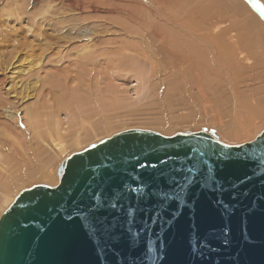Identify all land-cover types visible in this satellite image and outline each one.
<instances>
[{
    "label": "water",
    "instance_id": "water-1",
    "mask_svg": "<svg viewBox=\"0 0 264 264\" xmlns=\"http://www.w3.org/2000/svg\"><path fill=\"white\" fill-rule=\"evenodd\" d=\"M0 264H264V129L131 128L71 154L0 216Z\"/></svg>",
    "mask_w": 264,
    "mask_h": 264
},
{
    "label": "rangeland",
    "instance_id": "rangeland-1",
    "mask_svg": "<svg viewBox=\"0 0 264 264\" xmlns=\"http://www.w3.org/2000/svg\"><path fill=\"white\" fill-rule=\"evenodd\" d=\"M153 1L155 2V7ZM241 1L242 3L240 4ZM246 1H249V4ZM91 2L84 0L82 10L77 11L70 8L67 3L60 2V0H0V67L2 66L0 81L3 78L7 81V85L3 86L2 94H6L5 89L9 88L12 81L17 82L19 80V82L15 83L14 94H11V100L14 101L13 108L15 109H8L15 116L19 112L16 120L13 116L6 117L3 112L7 111L4 109L7 107L0 106V155H4L3 158L1 156L0 158L3 160H6L4 158L8 154L5 148L11 146L12 143L21 146L22 141L27 138L24 134L26 133L28 138L32 135V129L27 126H29L30 121H33V118H31L33 115L30 116L29 109L25 112L23 108L36 105L39 100V95L38 97L34 96L36 75L41 76L43 82L50 80L49 78L54 79V76H58V73L70 76L69 73L74 68L73 61H77L78 64L81 60V54L84 53V50L81 49L85 47L87 41L81 35L85 34V30H97L104 26V20H111L114 23L112 29L114 27L121 29L116 30L114 28L112 30L110 28L111 31H108V35L105 27L100 28L105 33L101 41L97 42L93 48L103 46V39L111 40L112 38H115L117 41L121 39V41L130 42L129 46H131L130 48L127 46V49L124 51L125 53L119 54L120 58H118L119 55H112V57L107 55L108 58L107 56H103L101 59L96 60L91 65L95 67L97 64L98 67L100 64L97 73L96 67L93 71L96 81L93 79L94 81L91 80L89 82L88 79L82 77L80 74L84 73V70L80 68V65L77 67V72L80 74L77 82L73 85V90H77L74 92L72 88L71 90L69 89V95L74 96L73 93H76L75 96H77L79 91L80 93L78 97L72 98L74 102L71 100V103L69 102L64 106L66 110L61 109L59 115L62 121L63 140L56 139L54 141V137L56 136H53L54 139H51L48 135H44L46 140L43 143L47 152L44 151L39 155H34L35 164H30L29 168L35 167L39 169V164L40 168L45 169V172L42 169V173L28 176L31 178L20 176L18 180L13 182L14 184H7L6 187H3L2 183L0 184V216L23 189L36 184H57L59 168L65 158L123 130L131 128L153 129L165 135L204 130L214 132L222 141L228 144H241L254 139L264 128V52H261L264 51V46L261 44V42H264V27H262L264 26L262 25L264 24V14L256 11V7H253L254 5L252 4L253 2H258L264 9V0H179V7L186 4V9L195 7L196 16H194L195 18H193L191 26H194L196 30L201 26L205 10L207 14L217 9L225 10V19L231 18L230 21L238 25L236 27L240 28L243 33V35L241 33V42L238 41V45H236L238 47L240 45V50H244L246 54L243 57L245 58L242 57V54L238 55L237 53L240 50H236L229 42H227L229 43L228 45H222L223 48H219L220 40L209 42L208 46L197 42L191 51L188 50L189 48L184 49L183 44H181L182 49L177 47L178 50L176 49L175 52L171 48L163 47L156 39L157 37L150 33L151 26L153 24L159 26L164 31L161 34L169 35V37L166 36V39L170 38L174 29L176 30L174 32L178 34L180 32L179 29H182V27L175 26V24H172V26L169 23L170 26L165 24L168 21L163 20L165 18H162V16H168L169 14L167 15L159 11L160 9H157L156 5L158 3L156 0H91ZM169 4H173L172 7L174 9L175 2L173 1V3ZM169 4L167 3L168 7ZM259 4L258 6H260ZM155 9L161 14H157L159 12ZM181 9L183 10V8ZM199 11L203 13L198 15ZM249 11L254 15L251 14L252 16H250ZM45 12L48 13L46 16L43 15ZM37 16H41L42 18L36 19ZM93 18L96 21H93ZM147 22L150 23V26ZM94 23L97 24L95 25ZM161 25H164L163 27L166 28H163ZM167 26L169 29L172 27L174 29L169 30ZM127 27L128 29H126ZM122 29L127 30V33H124ZM166 30L167 32H165ZM145 31H149L151 34L150 39H153L154 43L150 42L148 37L143 36ZM259 31L262 33L259 34ZM184 34H178L179 41L185 42V39L182 38ZM127 38L128 40H126ZM145 42L152 48V51L146 52L144 55L140 52V48L146 45ZM259 43L261 49H259ZM117 51L120 52L121 50L117 49ZM165 53L168 54L165 55ZM59 54H61L60 61H58ZM109 57L111 58L109 59ZM5 66L9 67L4 70L3 67ZM15 66L17 67L14 68ZM32 66L35 68H33L32 72L23 71L24 74L17 72V69H28ZM33 71L38 73L36 74ZM16 76L18 77L15 79ZM98 77L101 78L100 81H98L100 79H97ZM62 79H64L63 76ZM44 84L43 86L47 85ZM59 87H63V83ZM107 88L108 90H106ZM46 89L47 91H51L50 95H48L53 98L54 91L50 90L51 87L49 86L40 88L41 91L43 90L42 94H46ZM97 89L105 94L104 97L102 96L103 94L99 95L101 94L99 91H94ZM89 90H91V93ZM57 92L61 93L60 90ZM92 93L94 95L98 94L95 96L98 101L100 100L99 103L95 101V96H92ZM107 94L112 96H108ZM254 94H256L257 100L255 101H257L256 104L258 106L255 110V115L253 117L250 114H247V116L242 115L245 116V120L243 117L242 120L247 124L246 129L248 128V130L245 132L243 130L231 132L228 126L235 117L234 112L236 107L234 106L238 105L240 107L242 105L240 107L242 109L246 103V99L250 100ZM236 97L237 102L235 101ZM40 98L45 101L42 96ZM91 101L96 102V104H91ZM100 102L102 104L100 106L101 109L98 106ZM68 107H70V110ZM245 107L247 108V106ZM77 108H81L79 109L80 111L85 109V112L82 110L84 113H81L82 111L80 112ZM102 110L104 111V113L102 112L103 114L101 113ZM94 112L98 115L94 116ZM82 114L87 116L84 117L85 126L88 127L85 131L88 132L87 129L90 131L88 132V136L87 134L85 135L86 132L82 131L84 134L81 135V140L76 136L79 134V125L84 124L81 123L83 120L79 119V116ZM25 116H29L30 119L26 117V121ZM91 117H94L92 121L86 119ZM48 121L50 125H54L53 117H48ZM4 122L12 123L10 126L13 128L6 129L3 125ZM25 125L31 133L24 129ZM44 130L43 126V133H45ZM21 137H24L23 140ZM57 142L58 144L62 143L58 145ZM0 161L3 162L2 160ZM0 169H2L1 164ZM15 173L20 174L19 171H15ZM39 174L43 175L40 176Z\"/></svg>",
    "mask_w": 264,
    "mask_h": 264
},
{
    "label": "bare ground",
    "instance_id": "bare-ground-1",
    "mask_svg": "<svg viewBox=\"0 0 264 264\" xmlns=\"http://www.w3.org/2000/svg\"><path fill=\"white\" fill-rule=\"evenodd\" d=\"M11 1V0H10ZM83 1L84 0H60V2H62V3H67V5L70 7V8H72V9H74V10H77V11H79V10H82V6H83ZM88 1V0H87ZM90 2H91V0H89ZM92 1H94V0H92ZM109 1V0H108ZM173 1L175 2V4H174V9H173V7H172V5L173 4H169V3H173ZM185 1V0H184ZM236 1V0H235ZM154 2V1H153ZM156 2L158 3V5H156L157 6V9H160L159 11H162L163 13H165V14H169L168 16H165V15H163L162 16V18L164 17L165 19H163V20H167L168 22H166L165 24L167 25L168 23L169 24H171V26H172V24H175V26H181L182 27V29H179L180 30V32L179 33H185L183 36H182V38L183 39H185V42H183L182 40H178V34H177V32H174V31H176L173 27H174V25H173V29H174V31H172V34H171V36H170V38L168 39H166V36H168L169 37V35H167V34H161L162 32H164L163 30H161L160 28H159V26H156V25H154L153 24V26H151L152 28H151V31H150V33L153 35V36H155V37H157L156 39L158 40V42H160L161 44H162V46L163 47H167V48H171V50H173L174 52L176 51V49L178 50V48L177 47H179V48H181L182 49V47H181V44H183L184 45V49H187V48H189L188 50L189 51H191L192 50V48L194 47V45H196V43L197 42H201L202 43V45L204 44V45H207L209 42H212V41H219V48L221 47V48H223L222 47V45H228L229 43L231 44V46L233 45V47H235V49L236 50H240L241 48H240V45H239V47L237 46L238 44V41H240L241 40V38H242V35H243V33L241 32V30H240V28H237L236 26H238V25H236L234 22H232V21H230L231 20V18L230 19H225L226 17H224L225 16V10H219V9H217L216 11H213V12H210L209 14H207V11L205 10V12L203 13V12H198L199 14L198 15H200L201 13H203V15H204V17H203V20H202V22H201V26L196 30V28L194 27V26H191L192 25V20H193V18H195L194 16H196V9H195V7L194 8H190V9H186V5L185 6H180L179 7V0H156ZM182 2V1H181ZM249 2V1H248ZM247 1H246V3H248ZM2 3V2H1ZM91 3H93V4H95L94 2H91ZM156 3V4H157ZM167 3L169 4V7L167 6ZM176 3H177V5H176ZM189 3H190V1H189ZM239 3V2H238ZM242 3V1L240 2V4ZM128 4V3H127ZM161 5V7H160V5ZM249 4V3H248ZM253 5H251V6H253V7H256V11H260L261 13H263L264 14V9L262 8V6L258 3V2H253L252 3ZM258 4L260 5V6H258ZM89 5H91V4H89ZM123 5V4H122ZM183 5H184V3H183ZM92 6V5H91ZM258 6V7H257ZM96 7V6H95ZM113 7V6H112ZM154 7H155V2H154ZM168 7V8H167ZM173 9H171V8ZM176 7V8H175ZM110 8V7H109ZM170 8V9H169ZM181 8H183V10L181 9ZM245 8H247V7H245ZM113 9H114V7H113ZM169 9V10H168ZM210 9V8H209ZM128 10V9H127ZM132 10V9H131ZM156 10V9H155ZM164 10H166V11H164ZM172 10V11H171ZM212 10V9H211ZM125 11V10H124ZM133 11V10H132ZM157 12H159L158 10H156ZM134 12V11H133ZM156 12V13H157ZM226 12H228V11H226ZM246 12H248L247 10H246ZM250 12V11H249ZM254 13V12H253ZM137 14V13H136ZM157 14H161L160 12L159 13H157ZM252 13L250 12V16H252V15H254V14H252ZM149 15V14H148ZM248 15V14H247ZM145 16V15H144ZM158 16H160V15H158ZM226 16H227V14H226ZM231 16H233V17H235L234 15H231ZM182 17H183V19H182ZM144 18V17H143ZM156 18V17H155ZM256 18H258V17H256ZM150 19V18H149ZM161 19V18H160ZM251 19H252V17H251ZM255 19V18H254ZM102 20V19H101ZM151 20V19H150ZM159 20V19H158ZM162 20V21H163ZM195 20V19H194ZM258 20H259V18H258ZM93 21H96V19H94L93 18ZM155 21V20H154ZM200 21H201V19H200ZM255 21H256V19H255ZM103 22V21H102ZM239 22V21H238ZM260 22V21H259ZM262 22V21H261ZM100 23V22H99ZM99 23H98V25H99ZM104 24V26L103 27H100V28H106L105 29V31L107 32V34H108V31L110 30V28L112 29V27L114 26V23L113 22H111V20H104V22H103ZM129 23V22H128ZM150 23H151V25H152V22L150 21ZM150 23H148L147 22V24L149 25ZM163 23H164V21H163ZM263 23V22H262ZM95 25L97 24V23H94ZM156 24V23H155ZM164 24V25H165ZM168 24V25H169ZM242 25H243V23H241ZM260 24V23H259ZM164 25H161L162 27L164 26ZM165 25V26H166ZM262 25H264V24H262ZM261 25V26H262ZM102 26V25H101ZM150 26V25H149ZM170 26V25H169ZM260 26V25H259ZM124 27V26H123ZM141 27V26H140ZM143 27V26H142ZM148 27V26H147ZM168 27V26H167ZM262 27H264V26H262ZM95 28V27H94ZM97 29V30H91V31H89V30H85V34L84 35H81V36H83L84 37V39H86L85 41H87V43H86V45H85V47H83L81 50H84L83 52V54H81V60L79 61V63L77 64V61H73V63H74V68H73V70H72V72H70L69 73V75L70 76H68V75H60L58 72V76L57 75H55L54 77V79H51V78H49L50 80H48V81H44L45 82V84H47V85H45L44 84V82H43V79H41V76H39V75H36L37 76V78H35V87H34V91H35V93H34V96L35 97H38V95H39V100H38V102H37V104L35 105H32L31 107H24L23 108V110L25 111V112H27V110L29 109V111H30V116H32L31 118H33V121H30V123H29V126H27V127H29L30 129H32L31 130V132H32V135L28 138V136H27V134L25 133H23L24 135H25V137H27L26 139H24L23 140V138L24 137H21L22 138V143H21V146H17V145H15V144H13L12 143V145L11 146H9V147H7V148H5V151H7V156H5V158L4 159H6V160H3L2 158L4 157V155L3 154H1L0 156L2 157V158H0V160H2L3 162H1L0 161V164L2 165V169H0V184L2 183L4 186L3 187H6V185L7 184H11V183H13L14 181H16V180H18L19 179V177L21 176H23V177H28L29 175H33V174H36V173H42V169L43 168H40V165L38 164V167H39V169L38 168H35V167H32V168H29V165L30 164H32V163H34L35 164V162H34V155H39L41 152H44V151H46L45 150V148L46 147H44V143H43V141L45 142V140H46V138L44 137V135H48L51 139H54V141H56V139H62L63 140V136H64V134H63V132H62V121L60 120V112H61V109H64V108H66V107H64V106H66V104H68L69 102L71 103V100H72V98L73 97H78V94L80 93V91L77 93V96H75L76 95V93H73V92H71V93H73V95L74 96H72V95H69V89L71 90V88H72V90H73V85L77 82V80H78V78H79V72H77V67L80 65L81 67V69L82 70H84V73H82V74H80L82 77H85V79H88L89 80V82L91 81V80H93V79H95V81H96V78H94V76H95V74H94V70H95V67H96V73H97V69H99L98 67L100 66V64H99V66L97 67V64L95 65V67H93V66H91L92 64H94V62L96 61V60H98V59H101L103 56H107V55H109V56H111L112 57V55L113 56H118L120 53H125L124 51L127 49V46H128V48H130L131 46H129V44H130V42H127V41H124V40H122L121 41V39H120V41H119V39H118V41L117 40H115V38L113 39L112 37H110V38H112L111 40H105V39H103L104 40V45L103 46H98V47H96V48H93V47H95V45H96V43L97 42H99V41H101V38H103L102 36H103V34L105 33L104 31H101V29ZM115 28V27H114ZM113 28V29H114ZM163 28H166V27H163ZM162 28V29H163ZM171 28V29H172ZM242 28V27H241ZM112 29V30H113ZM116 29V28H115ZM118 30H120L119 28H117ZM116 29V30H117ZM126 29H128V27L126 28ZM131 29V28H130ZM138 29V28H137ZM144 29V28H143ZM167 29H169V27L167 28ZM171 29H169V30H171ZM177 29V28H176ZM249 29V28H248ZM260 29H262V28H260ZM99 30V31H98ZM123 30V29H122ZM135 30V29H134ZM263 30V29H262ZM100 31H101V33H100ZM111 31V30H110ZM124 31V33H127V30L125 31V30H123ZM178 31V30H177ZM250 31H252L251 29H250ZM253 31H255V30H253ZM116 32V31H115ZM165 32H167V30L165 31ZM257 32V31H256ZM264 32V31H263ZM112 33V32H111ZM149 33V31H145L144 32V34H143V36L144 37H148L149 39L151 38V34ZM241 33H242V35H241ZM258 33V32H257ZM256 33V34H257ZM262 33V32H261ZM260 33V31H259V34H261ZM119 34V33H118ZM134 34V33H133ZM264 34V33H263ZM109 35V34H108ZM115 35V34H114ZM120 35H121V33H120ZM136 35H138V34H136ZM113 36V35H112ZM128 36H129V33H128ZM260 36V35H259ZM115 37V36H114ZM116 37H118V36H116ZM261 37V36H260ZM105 38V37H104ZM123 38V37H122ZM129 38V37H128ZM128 38L126 39V40H128ZM134 38H135V36H134ZM136 38H137V36H136ZM194 39V41H193V39ZM196 38V39H195ZM123 39H125V38H123ZM130 39V38H129ZM133 39V38H132ZM68 40H71V39H68ZM140 40V39H139ZM245 41V40H244ZM150 42H152V43H154L153 42V39H150ZM227 42H229V43H227ZM241 42V41H240ZM259 42V41H258ZM261 42V41H260ZM142 43V42H141ZM146 43V45L143 47V48H140V52L142 53V54H146V52L148 53L149 51H152L151 49L152 48H150L148 45H147V42H145ZM195 43V44H194ZM215 43V42H214ZM218 43V42H217ZM252 43V42H251ZM264 42H261V44H262V46H264V44H263ZM211 44V43H210ZM209 44V45H210ZM237 44V45H236ZM138 45V44H137ZM140 45V44H139ZM151 45V44H150ZM221 45V46H220ZM133 46V45H132ZM135 46V45H134ZM208 46V45H207ZM230 46V47H231ZM210 47V46H209ZM254 47L256 48V46L254 45ZM254 47H253V49H254ZM259 47H260V43H259ZM213 48L215 49V46L213 45ZM117 49H120L121 51L120 52H118L117 51ZM159 49V48H158ZM175 49V50H174ZM180 49V50H181ZM213 49V50H214ZM259 49H261V47L259 48ZM263 49H264V47H263ZM187 50V51H188ZM226 50H227V48H226ZM252 50V49H251ZM255 50V49H254ZM172 51V52H173ZM181 51H183V50H181ZM187 51H184V52H187ZM223 51V50H222ZM230 51V50H229ZM62 52V51H61ZM168 52H169V50H168ZM178 52V51H177ZM250 52H252V51H250ZM261 52H264V51H261ZM126 53H128V52H126ZM158 53H160V52H158ZM162 53V52H161ZM181 53V52H180ZM225 53V52H224ZM253 53H254V51H253ZM168 54V53H167ZM166 53H165V55H167ZM181 54H183V53H181ZM230 54V53H229ZM238 55H240V54H242V57H243V55L245 56V52H244V50H240V52H238L237 53ZM262 54V53H261ZM172 55V54H171ZM174 55H176L177 56V54H175L174 53ZM186 55V54H185ZM234 55V54H233ZM127 56V55H126ZM184 56V55H183ZM182 56V57H183ZM236 56V55H235ZM234 56V57H235ZM247 56V55H246ZM58 57H59V59H58V61H60V58H61V54H59L58 55ZM111 57H109V59L111 58ZM186 57V56H185ZM221 57V56H220ZM237 57V56H236ZM235 57V58H236ZM107 58H108V56H107ZM118 58H120V55H119V57ZM231 58V57H230ZM233 58V57H232ZM241 58V57H240ZM243 58H245V57H243ZM184 59V58H183ZM186 59V58H185ZM237 59V58H236ZM242 59V58H241ZM174 60V59H173ZM238 60V59H237ZM116 62H121V61H116ZM233 62V61H232ZM70 63V62H69ZM168 63V62H167ZM173 63V62H172ZM113 64H115V63H113ZM112 64V65H113ZM120 64V63H119ZM118 64V65H119ZM171 64V63H170ZM175 64V63H174ZM173 64V65H174ZM1 65V64H0ZM37 65V64H36ZM34 66V65H33ZM31 67V68H28V69H26V68H21V69H17L18 71V73H23L24 74V72L26 71V72H28L29 73V71L30 72H32V70H33V68L34 67ZM70 66H72V64H70ZM9 66H5V67H3V69L5 70V69H7ZM17 66H15L14 68H16ZM25 67V66H24ZM257 67V66H256ZM2 69V66L0 67V70ZM23 69V70H22ZM35 69V68H34ZM71 69V68H70ZM36 70H37V68H36ZM114 70V69H113ZM24 71V72H23ZM34 72V71H33ZM38 72H39V70H38ZM37 72V73H38ZM83 72V71H82ZM98 72H100V71H98ZM34 73H36V72H34ZM36 73V74H37ZM55 73V72H54ZM33 74V73H32ZM99 74V73H98ZM98 74H96V76H98ZM54 75V74H53ZM53 75H50V76H53ZM103 75V74H102ZM62 76L64 77V79H62ZM68 76V77H67ZM100 76V75H99ZM18 76H16L15 77V79L17 78ZM264 77V76H263ZM7 78V77H6ZM100 77H98L97 79H99ZM83 79V78H82ZM101 80V78L98 80V81H100ZM81 81V80H80ZM83 81V80H82ZM94 81V80H93ZM92 81V82H93ZM6 79L5 78H3L1 81H0V106L1 107H7V108H4L5 110H7V111H5V112H3V114L6 116V117H9V116H13L14 117V119L16 120V118H17V115H18V113L16 114V116L15 115H13V113L11 112L10 113V111H8V109H10V110H14L15 108H13V106H14V101H12L11 100V94H14V90L13 89H15V83H17V82H19V80H17V82H13L12 81V83H11V85L9 86V88H6L5 89V95H3L2 94V90H3V86L6 84ZM91 82V84L93 85V83L95 84V82H93L92 83ZM61 83H63V87H59L60 85H61ZM79 83V82H78ZM82 83H84V82H82ZM43 84L45 85V86H43ZM88 84V83H87ZM99 84V83H98ZM7 85V84H6ZM96 85V84H95ZM94 85V86H95ZM51 87V89L50 90H52V91H54V93H53V98H51L49 95H50V93H51V91H47V89H46V94L44 95V94H42V91L40 90V88L42 87V88H44V87ZM83 87H84V85H82ZM93 87V86H92ZM95 88V87H94ZM89 89H90V87H89ZM45 90V89H44ZM58 90H60L61 91V93H58L57 91ZM75 90H77V89H75ZM75 90H73L74 92H76ZM106 90H108V88L106 89ZM91 90H89V92H90ZM95 92L96 91H101V90H94ZM105 91V90H104ZM234 91H235V89H234ZM255 91V90H254ZM67 92H68V94H67ZM94 92V93H95ZM102 92V91H101ZM100 92V93H101ZM107 93H108V91H106ZM110 92V91H109ZM114 92V91H113ZM238 92V91H237ZM16 93V92H15ZM44 93V92H43ZM91 93V92H90ZM235 93V92H234ZM49 94V95H48ZM93 94V93H92ZM103 94V95H102ZM58 95V96H57ZM60 95V96H59ZM83 95V94H82ZM96 95V94H95ZM94 94L92 95V96H95ZM98 95V94H97ZM96 95V96H97ZM99 95H102L103 97H104V93H101V94H99ZM108 95V94H107ZM40 96H42L43 98H44V100L45 101H43V100H41V98H40ZM95 96V97H96ZM108 96H112V95H108ZM108 96H107V98H108ZM249 96V95H248ZM94 97V99H96L95 101L97 102L98 101V99H97V97L95 98ZM102 97V98H103ZM250 97V96H249ZM248 97V98H249ZM104 99V98H103ZM109 99V98H108ZM76 100V99H75ZM77 100H78V102H79V104H80V101H79V99L77 98ZM105 100V99H104ZM107 100V99H106ZM245 100V99H244ZM255 100H257V97H256V94H254V95H252V97L250 98V100H247L246 99V103L244 104V106L242 107V109H240V107L242 106V105H240V107L238 106V105H236L235 103V105L236 106H234V107H236V110H235V117H234V119L232 120V123L228 126V128L230 129V131L231 132H238V131H241V130H243V132H245L246 130H248V128L246 129V127H247V124H245L244 122L245 121H243L242 120V117H243V119L245 120V116H247V114H250L252 117L255 115V110H256V108H258V106H257V101H255ZM73 101V100H72ZM94 101V100H93ZM100 101V100H99ZM99 101H98V103H99ZM235 101L237 102V97L235 98ZM74 102V101H73ZM83 102V101H82ZM96 102H92L91 101V104L92 103H95L96 104ZM247 102H249V103H247ZM252 102V103H251ZM88 103V102H87ZM97 103V104H98ZM106 103V102H105ZM244 103V102H243ZM78 104V105H79ZM75 105V104H74ZM82 105V104H81ZM80 105V106H81ZM102 104H101V102H100V105L98 104V106L100 107ZM245 106H247V108L245 107ZM72 107H74V106H72ZM98 107V108H99ZM239 107V108H238ZM245 107V108H244ZM69 108V110H70V107H68ZM67 108V109H68ZM83 108H84V105H83ZM104 108V107H103ZM76 109V108H75ZM78 110L79 109H81V108H77ZM100 109H101V107H100ZM64 110H66V109H64ZM83 110V109H82ZM81 110V111H82ZM85 110V109H84ZM83 110V111H84ZM104 110V109H103ZM101 111V113L103 112L104 113V111ZM80 111V110H79ZM80 111V112H81ZM81 112V113H84V112ZM100 111V110H99ZM99 111H97V113L99 112ZM14 112V111H13ZM15 112H16V110H15ZM70 112H72V111H70ZM77 112V111H76ZM79 112V113H80ZM106 112V111H105ZM6 113V114H5ZM10 113V114H9ZM29 113V112H28ZM28 113H26V114H28ZM80 113V114H81ZM86 113H87V111H86ZM96 112H94V116L96 115L95 114ZM102 113V114H103ZM74 114V113H73ZM98 114H100V113H98ZM97 114V115H98ZM78 115V114H77ZM96 115V116H97ZM242 115H245V116H242ZM86 116V115H85ZM84 116V114H82V115H80L79 117V119H82L83 120V122H81V123H84V124H82V125H79V134H77L78 136H76L78 139H81V135L82 134H84L83 132H86L85 130H86V128H88L87 126H85V122H84V120H85V117ZM22 117H24V116H22ZM26 117L28 118L29 116H25V120H26ZM48 117H53V119H54V125H50L49 124V121H48ZM74 117V116H73ZM87 117V116H86ZM72 118V117H71ZM78 118V117H77ZM94 117H91V118H86V119H88L89 121H92V119H93ZM248 118V117H247ZM246 118V119H247ZM7 119H9V118H7ZM28 119H30V117L28 118ZM72 119H75V118H72ZM251 119V118H250ZM24 120V119H23ZM81 120V121H82ZM87 120V121H88ZM222 120V119H221ZM27 121V120H26ZM26 121H25V123H26ZM88 121V122H89ZM248 122V121H247ZM15 123H18V122H15ZM42 123V124H41ZM10 124H12V123H7V122H4L3 123V125L6 127V129H11V128H13V127H11L10 126ZM77 124H78V121H77ZM262 124H263V122H262ZM76 125V124H75ZM87 125V124H86ZM44 126V132L45 133H43L42 132V127ZM72 126V125H71ZM27 127H26V125H25V130H27L29 133H31L28 129H27ZM74 127V126H73ZM261 127V126H260ZM264 127V126H263ZM40 128H41V130H40ZM141 129H144V128H141ZM264 129V128H263ZM262 129V130H263ZM21 130V129H20ZM20 130H18L19 132H20ZM23 130V129H22ZM151 130H153V129H151ZM262 130H261V132H262ZM15 131V130H14ZM83 131V132H82ZM87 131L89 132L90 130L89 129H87ZM156 131V130H155ZM8 132V131H7ZM88 132H86L85 133V135L87 134V136H88ZM159 132V131H158ZM260 132V133H261ZM161 133V132H160ZM226 133V132H225ZM259 133V134H260ZM18 134V133H17ZM163 134V133H162ZM228 134V133H227ZM258 134V135H259ZM19 135H21V134H19ZM18 135V136H19ZM165 135V134H164ZM257 135V136H258ZM17 136V135H16ZM53 136H56V137H54L53 138ZM218 136V135H217ZM256 136V137H257ZM63 137V138H62ZM255 137V138H256ZM218 138H219V136H218ZM220 139V138H219ZM62 140H60V141H62ZM77 140V139H76ZM82 140V139H81ZM80 140V141H81ZM253 140V139H252ZM79 141V140H78ZM251 141V140H250ZM20 142V141H19ZM60 143H62V142H60ZM59 143V144H60ZM55 144H56V142H55ZM57 144H58V142H57ZM58 144V145H59ZM57 145V146H58ZM63 145H64V143H63ZM59 149H62V148H59ZM64 149V148H63ZM62 149V150H63ZM47 152V151H46ZM10 153H11V157H10ZM41 156V155H40ZM44 156V155H43ZM42 158V157H41ZM8 159H9V161H8ZM39 159V158H38ZM39 161V160H38ZM42 162V161H41ZM63 162V161H62ZM36 166V165H35ZM45 169H43V171H44ZM17 172V171H19L20 172V174H14V172ZM45 172V171H44ZM38 175V174H37ZM40 175V174H39ZM43 175V174H42ZM42 175H40V176H42ZM44 175H46V174H44ZM34 176V175H33ZM28 178H31V177H28ZM58 178H59V172H58ZM26 179V178H25ZM21 180V179H20ZM24 180V179H23ZM22 180V181H23ZM28 180V179H27ZM56 181H57V179H56ZM20 182V181H19ZM58 182H59V179H58ZM58 182H56L57 184H58ZM18 183V182H17ZM14 184V183H13ZM54 185H56V184H54ZM54 185H49V186H54ZM32 187V186H31ZM27 188H29V187H27ZM26 189V188H25ZM23 191V190H22ZM21 192V191H20ZM19 195V194H18ZM17 195V196H18ZM16 196V197H17ZM15 197V198H16ZM15 200V199H14ZM14 202V201H13ZM12 202V203H13ZM11 203V204H12Z\"/></svg>",
    "mask_w": 264,
    "mask_h": 264
},
{
    "label": "clouds",
    "instance_id": "clouds-1",
    "mask_svg": "<svg viewBox=\"0 0 264 264\" xmlns=\"http://www.w3.org/2000/svg\"><path fill=\"white\" fill-rule=\"evenodd\" d=\"M48 13L45 12L43 15L46 16ZM42 17L41 16H37L36 19H41Z\"/></svg>",
    "mask_w": 264,
    "mask_h": 264
}]
</instances>
